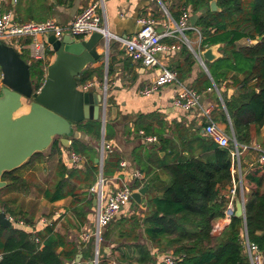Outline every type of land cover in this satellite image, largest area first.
Segmentation results:
<instances>
[{
  "label": "trees",
  "instance_id": "1",
  "mask_svg": "<svg viewBox=\"0 0 264 264\" xmlns=\"http://www.w3.org/2000/svg\"><path fill=\"white\" fill-rule=\"evenodd\" d=\"M191 1L194 12L206 9L194 25L201 32L202 48L224 44L221 48L223 56L207 63L213 81L203 73L200 87L214 88L215 82L219 88L226 83L227 87L237 89L231 98L221 91L225 108L218 101V115L214 110L213 114L216 121L226 126L228 133L232 125L238 143L250 144L254 137L259 139L264 126V0H217L221 8L217 12L211 10V0ZM261 36L262 39L255 43ZM243 39L253 40V43L240 46L238 42ZM31 78L35 88L39 89L44 78L39 61L31 64ZM86 126L89 130L96 128L100 135L98 120H88ZM61 147V140L56 137L50 155L36 152L22 166L4 172L2 179L7 181V185L0 189V210L5 211L14 224L11 227L0 224V264H71L78 253L91 256L81 250L82 245L55 230L53 215L47 217V223L39 224L36 211L29 210L24 204L22 197L26 195L16 191L23 186L31 188L29 181L19 173L21 168L32 160L41 162L43 158L60 154ZM183 147L186 155L173 147L162 161L156 155L160 161L158 165L167 177L165 180L156 175L145 182L149 189L142 216L133 214L129 220L122 217L117 223L107 226L106 234L118 225L123 226L127 220L134 227H140L152 248L137 241L119 246L123 249V258L132 256L124 249H132V257L139 264H155L154 248L172 252L177 264H251L246 241L256 243L264 250V166H256L247 174L252 187L245 194L246 218L233 216L222 232L215 234V222L224 216L226 207V199L220 195L233 179L231 150L234 142L221 147L210 136L198 134L188 143H183ZM73 149L74 152L79 151L76 145ZM80 152L88 154L87 148ZM106 155L104 177L119 168L121 161L118 154L111 152ZM172 156L173 160L169 161ZM93 159L90 157L91 165L81 170L68 169L60 158L54 175L40 189V196L49 202L72 196L73 205L83 200L80 185L95 181L99 171ZM12 192L17 194L8 196ZM130 235V230L121 227L120 237L128 238ZM133 236L137 240V236Z\"/></svg>",
  "mask_w": 264,
  "mask_h": 264
},
{
  "label": "crops",
  "instance_id": "2",
  "mask_svg": "<svg viewBox=\"0 0 264 264\" xmlns=\"http://www.w3.org/2000/svg\"><path fill=\"white\" fill-rule=\"evenodd\" d=\"M95 2L99 3L98 13L101 16L102 24L107 27L112 36H106L107 42L104 41L105 43L102 42L97 46V52L102 56L84 71L81 84L88 81L94 82V86L89 91L106 94L109 107L105 124L103 125L101 118L98 120L101 124L99 136L96 128L91 130L87 128L86 123L88 120L73 124L70 134L64 136L69 139L65 142L67 145L61 141L60 154L58 152L56 155L43 158L41 161L42 164L46 162L53 164L51 169L49 167L47 169L51 173L50 178L54 175L60 158L68 169L86 170L91 165L90 157L93 156L94 164L99 167L95 181L90 183L91 185H80L83 200L75 205L72 203L74 201L72 196L55 202H49L42 198L54 206L55 230L66 234L68 239L75 241L77 245H82L81 250L86 251V253L91 252L89 243L92 242L91 239L93 238V234L90 233L89 229L84 230L86 220H92L93 218L97 231V205L94 204L96 197L91 192V188L92 184L94 186L101 176V163H97L95 159L101 157L103 139L111 143L113 153L118 154L121 158L119 168L106 177H104V161L107 155L105 154L104 159L102 158L103 177L106 180L108 192L110 187L115 190L123 184H129L134 191H137L146 185L145 182L148 179H152L156 175H160L162 179L166 180L167 175L162 172L161 167L158 165L160 161L156 159V155H159L160 160L164 159L166 153L172 147L186 155V151H183V143H188L198 134H202L205 125L202 111L199 108L188 110L174 104V97L178 93L181 84L200 90L198 92L202 97V105L210 107L212 112L214 110L216 116L219 112L218 101H221L225 108L221 91H224L228 98H231L237 92V89L233 86L227 87L225 83L219 88L215 82H213L214 88L201 89L200 77L203 73H206L213 81L207 66L210 61L203 55V51L208 47L202 48V37L196 30L187 29L184 38L177 28V24L180 22L185 10L188 11L189 23L192 26L195 25L200 14L206 10L203 8L201 11L194 12L191 0H0V13L12 10L15 19L19 22H41L54 19L59 24L67 26L87 6ZM148 16L156 19L159 33L167 31L171 33L162 39V43L170 49L160 53L159 58L163 65L176 69L179 73V83L165 85L150 94H146L144 91L147 87L152 86L161 68L146 67L141 62L132 59L126 53L123 42L113 36L114 34L123 38L132 37L140 28L139 18ZM50 36L41 35L37 38L39 42H44L47 46L44 59L34 57V40L32 39L24 38L22 42L24 44L25 41L26 45H24V49L19 51L30 65L37 61L41 63L44 74L43 82L47 74V67L56 58L55 51L49 42ZM89 37L75 38L80 40ZM247 43V39L238 42L240 46ZM174 46H178L179 49H172ZM223 46L224 44L219 45L215 51L219 55L218 58L223 56L221 50ZM229 83H231L230 80ZM113 108H116L115 112ZM218 122L224 125L220 121ZM224 127L226 128L225 125ZM230 129L229 134L233 135L231 124ZM142 131L147 135L157 136L158 141L154 143L156 145L146 142ZM58 137L61 138V136ZM159 140L162 142H159ZM253 142L261 143L264 146V126L261 129L259 139L257 140L254 137ZM75 145L78 146V152H74L73 147ZM84 148H87L88 154H81L80 151ZM45 150H49L45 155H50L51 146ZM45 150L42 152H45ZM73 154H76L79 159L73 158ZM257 156L258 154L254 151L244 152L242 172L248 192L252 186L248 183L247 174L255 167H253V164H255ZM168 160L172 161L173 156L169 157ZM138 172L141 174L140 178L135 175ZM137 184H140V186L137 187ZM229 187L230 185L224 188L221 194H227ZM145 200L146 195L143 196L142 204L132 200L113 221L122 216L128 218L136 214L134 211L136 206L144 210ZM127 222L128 220L124 221V224ZM123 226L118 225L109 234H106L108 232L106 227L104 233L106 237L103 238L108 240L114 232L119 235V231ZM81 231L83 233H80ZM86 233L90 234L88 240L83 239V234ZM100 251L106 252L103 248ZM152 251L156 253L157 250L153 249ZM90 255V257L83 255L82 264L89 263V260L92 259V254L90 253ZM156 255L157 262L155 264H161L162 253L160 254L157 251Z\"/></svg>",
  "mask_w": 264,
  "mask_h": 264
},
{
  "label": "water",
  "instance_id": "3",
  "mask_svg": "<svg viewBox=\"0 0 264 264\" xmlns=\"http://www.w3.org/2000/svg\"><path fill=\"white\" fill-rule=\"evenodd\" d=\"M213 12L221 11L217 0H211ZM259 39L255 40L257 43ZM106 41V35L93 33L87 39L76 40L72 34H65L61 39L51 35L49 42L55 51V60L47 67V74L42 86L36 89L31 78V65L20 52L0 40V67L3 86L0 90V189L7 185L3 180L5 171L22 166L36 152L49 148L56 137L69 141L65 135L70 134L73 124L86 120H99L103 125L108 110L107 97L104 93L83 90L80 86L84 71L99 60L102 54L97 46ZM105 43V42H104ZM221 44L209 46L203 51L204 57L213 62L218 58L215 51ZM161 69L159 73H161ZM26 99H30L29 110L18 114L24 108ZM116 111V108H113ZM105 132V127L103 126ZM202 134L208 136L203 128ZM67 145V144H65ZM101 163L103 179V159ZM149 185L132 193V199L142 204ZM112 187L109 188V192ZM97 198L94 204L97 205ZM235 216L246 218L243 201L236 200ZM52 222V220L50 221ZM0 224L11 227V220L5 211L0 210ZM99 245L97 243L95 258L88 264H98ZM83 254L76 255L73 264H82Z\"/></svg>",
  "mask_w": 264,
  "mask_h": 264
},
{
  "label": "built area",
  "instance_id": "4",
  "mask_svg": "<svg viewBox=\"0 0 264 264\" xmlns=\"http://www.w3.org/2000/svg\"><path fill=\"white\" fill-rule=\"evenodd\" d=\"M99 3H92L87 6L74 20L67 26L59 24L54 19H47L45 21L36 22H19L15 19V14L12 10H8L0 13V40H4L7 44L20 51L24 49L22 40L29 38L34 40V57L36 59H44L46 44L39 42L37 38L41 35L49 36L55 35L61 39L65 34H72L74 37L85 38L91 36L95 32L103 33L106 36H110L106 26L102 24L101 16L98 13ZM140 25L139 30L130 38H123L114 35V38L123 42L126 53L132 59L141 62L146 67H160L161 73L153 82L152 86L145 89L146 94H150L153 91H157L159 88L172 84L179 83L178 72L168 66L163 65L159 58V54L169 50L167 46L162 43L163 37L170 35L169 31L165 33H159L156 28L157 21L154 17H140L138 20ZM178 31L182 33L185 38V31L187 29L196 30L200 37L201 32L199 28L190 25L189 14L185 10L183 12L180 22L177 24ZM112 36V35H111ZM249 43H253V40H248ZM172 49H179L178 46L172 47ZM83 90H89L94 86V82L88 81L84 84H80ZM180 89L174 97V104L184 109L199 108L202 111V115L205 118V129L208 136L213 138L221 147L229 146L230 141L234 142V147L231 150L232 160V173L233 179L227 194H221L225 197L226 207L224 216L219 218L218 222H215L214 233L219 234L222 230L231 222L233 216L236 213V200L240 198L243 201L245 207V194L248 192L244 184V175L242 172V162L244 152L254 151L258 154L255 166H264V146L258 142H252L250 144H240L237 142L234 134L230 135L226 128L222 126L213 116L212 109L210 107H204L202 105L201 94L191 87L181 84ZM144 134L145 141L148 143H156L158 141L157 136ZM113 152L111 143L103 139L101 154L104 159L105 154ZM73 158L76 160L79 157L73 154ZM137 177H141L138 172L135 174ZM106 180L103 177L91 188V192L95 195L97 200V231L100 232L103 228H106L116 218L121 210L126 208L132 199V193L134 189L129 184H123L118 189L108 192ZM9 216V215H8ZM9 218L13 220L10 216ZM47 223L46 218H42L39 224ZM21 225L24 223L21 221ZM97 235V236H99ZM90 234H83V239L88 240ZM36 241H39L37 238ZM246 249L249 255L251 264H264V250L256 243L246 241ZM73 264V263H71ZM161 264H177V259L172 252H163Z\"/></svg>",
  "mask_w": 264,
  "mask_h": 264
},
{
  "label": "rangeland",
  "instance_id": "5",
  "mask_svg": "<svg viewBox=\"0 0 264 264\" xmlns=\"http://www.w3.org/2000/svg\"><path fill=\"white\" fill-rule=\"evenodd\" d=\"M156 28L158 30V25H156ZM1 41L5 42L4 40H1ZM1 77H2V70L0 67V90H1V87L3 86ZM24 101H25V106H24V108H22L19 111V114L27 112L29 110V105H30L31 100L26 99ZM222 126H224V125H222ZM48 151L49 150H45V152H43V153L47 154ZM51 165H53V164H51V162H46V163L42 164L41 162H38L37 160H32L31 162H29V164H27L26 166H24L23 168H21L19 170V173L25 179H27L29 181L31 188L27 189L28 187L23 186L22 188H17L16 191L20 194L26 195V196L22 195V196H24V197H22V199L24 200V204L28 207L29 210H35L36 211V219L38 221H39V219L41 220L42 217L47 218L49 216H52L53 211H54V206L47 203L44 199H42V196H40V189L42 187H44L46 182L50 181V179H51L50 178L51 173H49V171L47 170L48 167L51 169ZM26 191H28V192L26 193ZM15 194H17V193L12 192V193H9L8 196L15 195ZM134 211H135L137 217L142 216L143 209L136 206ZM121 218H118L113 223H117L118 221H120ZM127 219L129 220V217ZM82 220H85V219H82ZM123 227H125V229H127V230H130L132 235H130L128 238H122L117 233L114 232L113 234H111L109 239L106 240V239H104L106 237L104 234L105 228L102 229V231L100 232V236H97V235H99V232L96 231L95 220L93 218H92V220H88V221L86 220L84 230L89 229L90 233L93 234V238L91 239L92 242L89 243L90 244V250H91L90 253L92 254V259H90L89 262L95 258L96 246L98 243V245H99L98 264H101L103 262H106L107 264H139L135 261V258L132 257L133 256L132 249L125 248L124 250L130 251V253H131L130 255H132V256H128V258H123L122 257L123 249H121L119 246L122 244L129 245V244L133 243V241H137L139 243H145V244L149 245L151 248H152V245L150 242H148L146 240V238L143 234V231L140 229V227H138V226L134 227V224L132 222L125 223ZM80 233H83V231H81ZM75 234L77 235V233H75ZM133 235L137 236V240L134 239L135 236H133ZM75 237H73V238L76 239ZM102 248L105 249L106 252L100 251V249H102ZM154 249H156L158 252H160V254L163 252L169 251V250H160L157 248H154ZM157 251H156V253H157ZM155 262H157L156 257H155Z\"/></svg>",
  "mask_w": 264,
  "mask_h": 264
},
{
  "label": "flooded vegetation",
  "instance_id": "6",
  "mask_svg": "<svg viewBox=\"0 0 264 264\" xmlns=\"http://www.w3.org/2000/svg\"><path fill=\"white\" fill-rule=\"evenodd\" d=\"M2 88V87H1Z\"/></svg>",
  "mask_w": 264,
  "mask_h": 264
}]
</instances>
